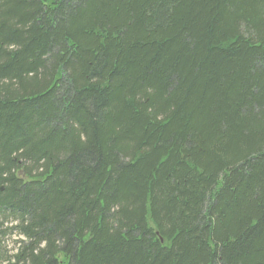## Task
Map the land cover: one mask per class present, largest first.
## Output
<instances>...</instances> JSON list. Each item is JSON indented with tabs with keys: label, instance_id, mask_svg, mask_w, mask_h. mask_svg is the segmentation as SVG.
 Masks as SVG:
<instances>
[{
	"label": "trees",
	"instance_id": "16d2710c",
	"mask_svg": "<svg viewBox=\"0 0 264 264\" xmlns=\"http://www.w3.org/2000/svg\"><path fill=\"white\" fill-rule=\"evenodd\" d=\"M0 263L264 264V0H0Z\"/></svg>",
	"mask_w": 264,
	"mask_h": 264
},
{
	"label": "rangeland",
	"instance_id": "374dc122",
	"mask_svg": "<svg viewBox=\"0 0 264 264\" xmlns=\"http://www.w3.org/2000/svg\"><path fill=\"white\" fill-rule=\"evenodd\" d=\"M14 240H16V238L8 239V241H7L8 243L6 242V245L8 246L9 251H10V250L12 251L13 248H14L13 245H12V244H13L12 241H14ZM0 264H1V263H0Z\"/></svg>",
	"mask_w": 264,
	"mask_h": 264
}]
</instances>
